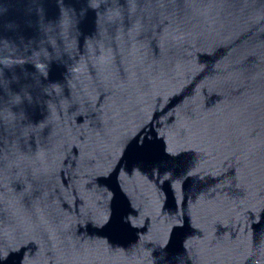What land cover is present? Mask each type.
<instances>
[{
    "label": "water",
    "instance_id": "95a60500",
    "mask_svg": "<svg viewBox=\"0 0 264 264\" xmlns=\"http://www.w3.org/2000/svg\"><path fill=\"white\" fill-rule=\"evenodd\" d=\"M0 264H264V0H0Z\"/></svg>",
    "mask_w": 264,
    "mask_h": 264
}]
</instances>
